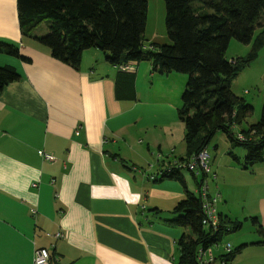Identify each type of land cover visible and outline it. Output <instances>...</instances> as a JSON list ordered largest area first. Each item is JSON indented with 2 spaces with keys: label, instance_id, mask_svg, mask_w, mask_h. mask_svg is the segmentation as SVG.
<instances>
[{
  "label": "crops",
  "instance_id": "0c3cea01",
  "mask_svg": "<svg viewBox=\"0 0 264 264\" xmlns=\"http://www.w3.org/2000/svg\"><path fill=\"white\" fill-rule=\"evenodd\" d=\"M0 41L31 59L0 53L20 74L0 93V264H34L38 246L54 264H179L186 229L172 220L186 191L151 176L187 154L178 109L188 76L134 63L136 99H118L120 69L103 51L85 50L79 69L54 58L22 35L17 0H0ZM237 156L216 157L210 191L224 216L264 229V162L245 168ZM259 235L235 237L245 246L231 264H264ZM253 247L263 253L243 259Z\"/></svg>",
  "mask_w": 264,
  "mask_h": 264
},
{
  "label": "trees",
  "instance_id": "16d2710c",
  "mask_svg": "<svg viewBox=\"0 0 264 264\" xmlns=\"http://www.w3.org/2000/svg\"><path fill=\"white\" fill-rule=\"evenodd\" d=\"M166 27L171 44L151 43L146 47L144 33L147 23L148 0H17L18 19L24 37H33L50 49L51 55L79 69L83 52L96 48L118 67L151 61L160 74L185 73L188 77L182 95L178 117L186 128L187 155L180 161L207 147L218 131H224L233 146L247 151L244 167L264 162V105L261 118L243 130L247 138L240 141L232 132L253 114L254 108L237 96L231 82L240 71L258 58L264 47V0H164ZM46 21L48 33L34 35ZM262 31L254 38L256 29ZM232 39L244 44L253 42L250 53L229 60L226 52ZM30 62L20 54L19 47L0 41V53ZM20 79L12 65L0 66V93L4 87ZM116 97L136 99L135 73L122 71L116 78ZM233 159L240 158L230 152ZM172 161V160H171ZM170 161V163H171ZM200 187L204 177H197ZM179 181L186 191L174 212L172 223L189 229L180 240L179 264H198L197 251L204 245L221 243L231 232L241 229L242 221L231 220L219 212V231L213 234L203 224L202 201L187 189L186 180L177 169L161 177ZM258 231L264 233L258 218H252ZM245 245L234 247L226 255L229 264Z\"/></svg>",
  "mask_w": 264,
  "mask_h": 264
},
{
  "label": "rangeland",
  "instance_id": "374dc122",
  "mask_svg": "<svg viewBox=\"0 0 264 264\" xmlns=\"http://www.w3.org/2000/svg\"><path fill=\"white\" fill-rule=\"evenodd\" d=\"M261 31L262 29L260 28L256 29L254 38L257 37ZM37 33H40L41 35L48 33V24L46 21L37 28ZM144 39L146 47H150L151 43L162 45L172 43L166 27V5L164 0H148L147 23ZM252 46L253 42L250 44H244L236 39H232L226 52V57L229 60L246 57L250 53ZM104 57L106 58L105 54ZM231 89L237 96L243 98L247 104H250L254 108L253 114L248 117L246 121L242 124L233 126L232 132L237 138L243 130H247L251 124L256 123L261 118L264 105V47L259 51L258 58L240 71L238 76L231 82ZM183 146L185 147V143H183ZM208 152L210 153V165L212 170L216 157L217 160H222L224 163L225 160H233V157L230 155V152H233L241 157V163L243 164L245 162V155L247 154V151L241 146H233L232 140L224 131H218L214 135L208 144ZM185 153V150H183V155H187ZM153 158L156 161V156ZM182 173L187 181V186L189 187L188 191L196 192L197 186L192 174L187 169H183ZM221 204L220 201L218 205L221 207ZM186 231L190 233L189 229H186ZM259 234L258 226L254 224L252 220H244L241 229L229 233L223 239L220 244L221 249L227 243H231L235 246L234 240L238 235L242 236L244 239L251 240L257 236L261 237ZM262 253L263 249L261 247H253V249L246 251L243 259H250L249 257L260 255Z\"/></svg>",
  "mask_w": 264,
  "mask_h": 264
},
{
  "label": "built area",
  "instance_id": "2783aa9c",
  "mask_svg": "<svg viewBox=\"0 0 264 264\" xmlns=\"http://www.w3.org/2000/svg\"><path fill=\"white\" fill-rule=\"evenodd\" d=\"M134 67L131 64L122 65L119 67L122 71L132 72ZM237 138L240 141H245L247 138L243 134H239ZM45 159H53V157L43 152ZM183 171L187 169L192 176L204 177L201 180L200 187L197 189V194L202 201L203 208V224L206 228L212 229L213 234L219 231L220 217L218 204L222 199L220 192L211 193L209 176L213 179L216 178V174L213 172L210 165V153L208 152V146L204 147L199 153L191 156L188 161H180L179 159H173L171 163L160 170L157 175L151 176L152 179H161V177L172 173L173 169ZM33 186H37V183H33ZM31 212L35 214L37 211L32 209ZM57 238L63 237L62 232H57L55 235ZM221 243L210 244L208 246L202 245L197 251L198 264H229L226 255L230 254L234 250V246L231 243H227L221 249ZM34 264H54L53 257L50 249L47 247L38 246L35 249Z\"/></svg>",
  "mask_w": 264,
  "mask_h": 264
}]
</instances>
